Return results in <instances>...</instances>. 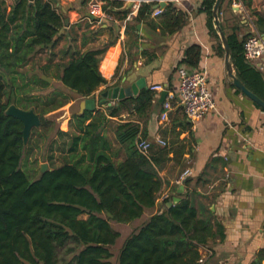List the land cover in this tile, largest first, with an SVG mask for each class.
Returning a JSON list of instances; mask_svg holds the SVG:
<instances>
[{
	"label": "trees",
	"instance_id": "16d2710c",
	"mask_svg": "<svg viewBox=\"0 0 264 264\" xmlns=\"http://www.w3.org/2000/svg\"><path fill=\"white\" fill-rule=\"evenodd\" d=\"M33 1L28 5L29 0H13L8 6L0 0V264H199V248L211 237V224L198 217L188 198L170 207L166 206L170 197L164 198L165 209L133 229L116 255L112 252L121 234L111 222L131 223L154 207L164 184L159 172L172 151L166 142L164 146L150 142L147 152H141L137 142L146 138L139 124L128 121L114 127L124 159H112V142L104 132L110 118L123 109L146 110L149 90L121 100L109 111L72 113L68 131L46 116L69 100L58 90L36 95L51 87L40 76L54 78L77 99L93 95L106 84L99 62L119 34L111 33L108 41L82 50L101 29L86 27L79 35L80 25L75 23L67 35L54 39L65 16L49 0ZM214 2L203 0L199 10L207 14L218 51L223 52L212 17ZM120 5L107 2L102 11L110 15ZM175 9L168 4L161 14L172 16L169 25L181 27L185 21ZM128 12L120 18L126 22L125 33L129 28L135 31V23L151 13V4H141L132 22L126 19ZM239 24L237 20L226 32L220 23L230 60L236 76L264 101V76L243 55L247 35L239 37ZM62 40L64 45L57 48ZM41 54L43 64L37 62ZM200 56L201 48L192 45L182 64L196 67ZM10 104L39 115L40 125L32 128L26 144L22 121L4 114ZM43 147L45 153L40 152ZM40 157L48 163L44 173Z\"/></svg>",
	"mask_w": 264,
	"mask_h": 264
},
{
	"label": "crops",
	"instance_id": "0c3cea01",
	"mask_svg": "<svg viewBox=\"0 0 264 264\" xmlns=\"http://www.w3.org/2000/svg\"><path fill=\"white\" fill-rule=\"evenodd\" d=\"M5 1L8 6L13 2ZM58 1L61 6L71 5L66 14L62 13L69 17V30L75 23L80 25L79 35L86 27L101 29L95 41H87L82 50L108 41L111 33L119 34L99 62V71L106 84L91 96L99 97L110 87L128 86L140 78L145 87L128 98H136L143 90L151 93L146 110L139 113L123 109L118 116L110 118V125L104 132L112 142V159L116 162L124 159V152L118 150L114 140V127L128 121L139 124L142 136L155 146H160L157 143L160 138L172 151L159 172L164 184L154 207L146 209L131 223H117L120 237L126 238L151 215L162 212L164 195L170 197L167 207L188 198L198 217L208 218L211 224V237L199 248L200 258H204L199 264H264V112L229 81L224 49L218 51V40L211 34L208 16L199 10L203 0H105L102 6L113 1L121 3L112 9V14L106 15L118 24V32L103 28L88 17L92 0ZM242 1L252 21L236 10L231 0H223L219 24L225 31H231L240 20L241 36L258 33L264 37V0ZM159 2H165V6L173 4L175 12L181 11L184 24L181 27L169 25L172 16H155L154 6ZM143 3L151 4V13L135 23V31L129 28L125 33L126 22L120 19L123 11H129L126 19L132 22ZM219 41L221 43L220 38ZM64 43L60 41L57 48ZM192 45L201 48L196 67L182 64ZM44 62L45 59L41 64ZM255 65L264 76V56ZM181 66L204 74L212 94L214 108L199 119L189 120L178 102L177 70ZM232 71L235 73L233 67ZM153 85H161L162 89L151 91ZM163 91L172 93L175 98L165 119L161 118L165 101L160 100ZM120 101L111 100L99 110L109 111ZM185 168L192 172L186 184H176L178 174ZM174 198H178L175 203Z\"/></svg>",
	"mask_w": 264,
	"mask_h": 264
},
{
	"label": "water",
	"instance_id": "95a60500",
	"mask_svg": "<svg viewBox=\"0 0 264 264\" xmlns=\"http://www.w3.org/2000/svg\"><path fill=\"white\" fill-rule=\"evenodd\" d=\"M53 5L56 7H59L63 14H66L67 11L71 8V5H65L61 6L58 0H49ZM223 0H215L213 8H212V17L215 24V28L218 32L219 38L221 40L224 52H225V66L227 71V76L229 78V81L231 84H233L238 90H240L248 99H250L253 103L258 105L262 110L264 111V101L259 98L256 94H254L252 91H250L243 82L236 76L234 71H232V63L230 60V47L227 41L226 34L221 29V26L219 24V10L220 6L222 4ZM33 1H29L28 5H33ZM165 7V2H159L157 5L154 6V9L161 8L163 9ZM88 17L92 20H96V17L92 14H87ZM69 17L65 16L63 20V26L59 29L58 33L55 35L54 39H57L59 36H65L69 32ZM99 25L103 28H111L113 31L118 32L119 26L116 22L111 21L107 17H102L99 20ZM261 29V28H260ZM264 40V37H262ZM41 79L50 82L52 78L41 75ZM125 82V78L122 80V83ZM145 87V82L142 78L136 80L135 82L130 83L128 86H113L108 88L107 90L100 93L99 97L95 96H89L86 98L81 99L78 102L79 107V113H95L97 112L101 107H104L108 104H110L111 100H116L117 103L120 100H123L124 98L133 97L137 95L138 90ZM167 95V91H163L161 93L160 100L163 101L165 99V96ZM5 115L13 116L15 118H18L23 123V129H22V139L23 144H26L27 139L30 135V132L32 128H37L40 125V118L39 115L33 110V109H22L17 107L15 104H10L5 110ZM40 172L44 173L47 168V163H42L39 166ZM178 201V198H174L173 202L175 203ZM172 202V203H173ZM172 203H168L169 205ZM111 214L107 213V218H110Z\"/></svg>",
	"mask_w": 264,
	"mask_h": 264
},
{
	"label": "built area",
	"instance_id": "2783aa9c",
	"mask_svg": "<svg viewBox=\"0 0 264 264\" xmlns=\"http://www.w3.org/2000/svg\"><path fill=\"white\" fill-rule=\"evenodd\" d=\"M105 0H92L89 3V13L96 17V23L99 25V20L102 17H107L102 11V2ZM231 5L244 14V17L251 20L246 10V6L242 0H231ZM162 13L161 8H157L153 11L155 16H159ZM129 16L127 17V19ZM243 55L245 59L250 63H256L261 57L264 56V40L258 33L248 35L244 41ZM178 74V92H179V104L182 107L184 115L189 120L199 119L210 112L214 106V100L210 90L207 87V82L204 74H201L187 67L181 66L177 70ZM151 91L161 90V85H153L150 87ZM172 93H167L165 101L163 103L164 111L161 114V118L167 117V112L171 108V102L174 100ZM157 143L164 146L166 143L164 140L158 138ZM137 147L143 153H146L150 147V141L147 139H140L137 142ZM191 169L185 168L175 180L176 184H184L185 180L191 175ZM168 195H164L162 199ZM204 258H199L198 262L202 263Z\"/></svg>",
	"mask_w": 264,
	"mask_h": 264
},
{
	"label": "rangeland",
	"instance_id": "374dc122",
	"mask_svg": "<svg viewBox=\"0 0 264 264\" xmlns=\"http://www.w3.org/2000/svg\"><path fill=\"white\" fill-rule=\"evenodd\" d=\"M74 30H76L74 28ZM228 31V30H227ZM226 31V32H227ZM230 32V31H228ZM240 32V31H239ZM240 35V33H239ZM240 38L242 37L241 35L239 36ZM40 60L37 59V62H40L44 60L45 55L41 54L39 55ZM38 72V71H36ZM52 78V77H51ZM51 83V87L47 88L44 92H35L36 95H43V94H48L49 92L53 91V90H58L60 93H62L63 95H65L68 98V102L59 107L58 109L46 114V116L52 120H54L56 122V126L60 129V130H64V131H68L69 129V122L71 120V116L72 113L77 112V104L79 102L80 99H77L76 95L71 92L69 89H67L66 87H64L63 85H61L58 81H56L54 78H52V80L49 82ZM41 153H45L46 152V147L42 148L40 150ZM42 163H47L46 161H44L41 157L39 158V166ZM59 163V162H58ZM57 163V164H58ZM47 168H48V163H47ZM112 227L114 229H116L117 227V223L115 222H111ZM124 240V238H119L116 242V244L114 246H112L111 250L112 252L116 255V252L119 250L120 245L122 243V241Z\"/></svg>",
	"mask_w": 264,
	"mask_h": 264
}]
</instances>
